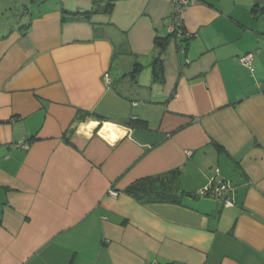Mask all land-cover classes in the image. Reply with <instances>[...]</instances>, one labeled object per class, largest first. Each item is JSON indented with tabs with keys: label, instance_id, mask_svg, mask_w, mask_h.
<instances>
[{
	"label": "crops",
	"instance_id": "obj_1",
	"mask_svg": "<svg viewBox=\"0 0 264 264\" xmlns=\"http://www.w3.org/2000/svg\"><path fill=\"white\" fill-rule=\"evenodd\" d=\"M91 7L0 0V264H264V0H192L155 77L169 0Z\"/></svg>",
	"mask_w": 264,
	"mask_h": 264
},
{
	"label": "trees",
	"instance_id": "obj_2",
	"mask_svg": "<svg viewBox=\"0 0 264 264\" xmlns=\"http://www.w3.org/2000/svg\"><path fill=\"white\" fill-rule=\"evenodd\" d=\"M113 7L114 0H92V7L89 10L71 12L69 14L70 16H82L83 18L89 19L93 14L96 13H111ZM182 28L185 31L184 26H182ZM187 38L188 37L185 32L179 39H181V41H187ZM172 39L177 40L176 31L168 32V34L164 37L156 36L154 38V45L159 49L158 56L151 64V71L154 77L157 76V71L160 69L159 63L161 64V56L163 55L169 41ZM96 116L97 115H95L93 112L78 109L74 120L82 122L87 118H96ZM134 122L140 127H146V122L143 120L136 119ZM131 123L133 124V120ZM164 190L165 187L163 185L161 187L151 188L148 186V178H141L128 185L124 189V192L141 202L168 200V198L171 199V195L165 193Z\"/></svg>",
	"mask_w": 264,
	"mask_h": 264
},
{
	"label": "built area",
	"instance_id": "obj_3",
	"mask_svg": "<svg viewBox=\"0 0 264 264\" xmlns=\"http://www.w3.org/2000/svg\"><path fill=\"white\" fill-rule=\"evenodd\" d=\"M192 2V0H169L171 6V14H170V23L168 26L169 32L176 31L177 39H179L182 34L185 33L182 26L181 14L188 7V5ZM239 62L243 65L251 67L252 53H246L239 58ZM104 77L108 80V74L105 73ZM23 148H28V142H23L21 144ZM232 190V187L229 185L226 180H211L210 183L206 184L202 187L201 193L203 195H207L216 199H219L224 206H232L234 205L233 200L229 197V193ZM108 194L110 196H116L117 192L113 189L108 190ZM145 264H153V263H145Z\"/></svg>",
	"mask_w": 264,
	"mask_h": 264
},
{
	"label": "rangeland",
	"instance_id": "obj_4",
	"mask_svg": "<svg viewBox=\"0 0 264 264\" xmlns=\"http://www.w3.org/2000/svg\"><path fill=\"white\" fill-rule=\"evenodd\" d=\"M121 94H127L126 92L124 93V91L121 93ZM125 101H127L128 103L132 102V101H135L137 99H135L134 97L130 96V95H125ZM132 100V101H130ZM123 105H126V104H123ZM133 107V106H132ZM110 111H108L109 113ZM181 200L182 202H185V203H190V204H194L193 201L191 199H189L188 197H181Z\"/></svg>",
	"mask_w": 264,
	"mask_h": 264
},
{
	"label": "bare ground",
	"instance_id": "obj_5",
	"mask_svg": "<svg viewBox=\"0 0 264 264\" xmlns=\"http://www.w3.org/2000/svg\"><path fill=\"white\" fill-rule=\"evenodd\" d=\"M107 127L112 128L113 130H115V128H114L113 125H109V124H107Z\"/></svg>",
	"mask_w": 264,
	"mask_h": 264
},
{
	"label": "water",
	"instance_id": "obj_6",
	"mask_svg": "<svg viewBox=\"0 0 264 264\" xmlns=\"http://www.w3.org/2000/svg\"><path fill=\"white\" fill-rule=\"evenodd\" d=\"M190 196L193 197V198H196V195H194V194L193 195H190Z\"/></svg>",
	"mask_w": 264,
	"mask_h": 264
}]
</instances>
